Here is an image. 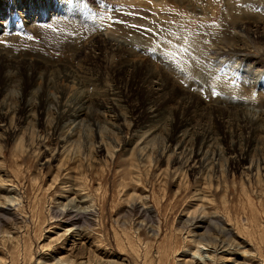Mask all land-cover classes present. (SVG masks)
Listing matches in <instances>:
<instances>
[{"label":"rangeland","instance_id":"obj_1","mask_svg":"<svg viewBox=\"0 0 264 264\" xmlns=\"http://www.w3.org/2000/svg\"><path fill=\"white\" fill-rule=\"evenodd\" d=\"M104 1L0 0L4 42L0 48L5 44L12 51L0 56V264H264V133L256 134L257 144L246 152L247 157L240 161L237 156L249 135L243 132L247 131L243 124L264 131V119L259 117H264V104L259 102L263 91L256 88L264 89V66L221 54L217 56L222 61L214 57L208 66L204 56L201 63H206L199 65L194 52L205 45L224 49L223 40L237 31L227 21L232 20L225 15L228 6L251 4L263 12L264 0H108L115 4L110 8L103 7ZM236 20L248 26L255 21L241 16ZM133 23L151 30L150 36L135 37L130 29L126 36L116 25ZM97 32L115 35L128 47L132 40L139 52L138 46L147 47L143 51L147 56L157 53L159 59L155 58L170 72L176 68V74L199 84L164 76L161 67L165 89L159 105L171 98L175 99L170 104H176L184 96L191 105L183 115L196 107L209 116L195 117V128L187 126L184 132L174 131L175 113L166 114L153 140L142 143L139 130L147 122L145 108L152 105L153 95L149 85L136 86L129 79H140L146 67L129 69L124 74L125 88L121 84L125 78L119 85L109 71L120 62L118 54L102 53L109 59L107 64L103 61L100 76H93V81L84 78L91 85L87 93L79 91L94 100L118 82L123 100L114 112L104 104L101 108L88 105L93 119L66 124L73 133L67 142L54 138L59 85L53 81L57 73L48 68H53L50 61L81 62L83 48L92 44ZM194 35L202 39L196 42L201 49L191 45ZM53 37L69 41L70 46L59 49ZM260 46L252 42L249 52L257 55ZM183 48L188 53L184 61L179 53ZM28 52L39 53L35 58L26 56L31 55ZM8 77L12 81L3 90ZM67 88L79 92L76 84ZM22 98L32 105L22 108ZM206 128L213 131L212 138L197 151L196 133ZM172 133L178 136L175 142ZM69 203L79 210L91 208L92 214H79L76 225L63 220L60 223L68 225H60L55 221L63 204ZM64 229L69 230L63 234Z\"/></svg>","mask_w":264,"mask_h":264},{"label":"bare ground","instance_id":"obj_2","mask_svg":"<svg viewBox=\"0 0 264 264\" xmlns=\"http://www.w3.org/2000/svg\"><path fill=\"white\" fill-rule=\"evenodd\" d=\"M111 1V0H110ZM108 0H105L104 1V5H107V6H103L104 8H110L112 4V7L114 2H110ZM236 0H230L231 3L235 2ZM241 2V0H238V2ZM247 1V0H246ZM250 2L253 1V0H249ZM248 1V2H249ZM236 2V3H238ZM264 3V1H261ZM129 4V3H128ZM248 4V3H247ZM251 5V4H250ZM248 5L246 6L245 8H237L236 6L234 5H230L228 6L229 8L225 11V15L230 17L232 20H227L229 22H231V25H232V29H236L237 31L236 32H233L231 35L229 34L227 37V41H225V39L223 40V43H226L225 46L223 45L224 49L221 48L222 46H215V48L212 49L211 48H208V45H205L203 46V50L201 51H198L196 52L194 50V52L199 56V60L198 62L201 63V60H203V57L204 56H208V59L206 62H208V66H209V61L210 60H213L212 58H217L218 60L221 59L218 58L217 55L221 54L222 57H228V56H233L236 58H238V60L240 59L241 62L243 63H247L248 65H252V66H256V67H259V66H264V11L263 12H260L261 10L258 9H253L251 8V6ZM264 5V4H263ZM115 8V7H114ZM260 10V11H259ZM131 15V14H130ZM138 15V14H137ZM124 16V15H122ZM241 16V17H245V18H253L255 19L254 21V24L253 26H248V25H245V22L243 21H237L236 19ZM137 17V16H135ZM130 18V16H129ZM131 18H134L131 17ZM139 18V17H138ZM137 18V20H139ZM226 19V18H225ZM66 20V19H65ZM133 20V19H132ZM13 21V20H11ZM86 21V20H85ZM99 21H100V18H99ZM135 21V20H134ZM9 22V21H8ZM63 22V21H62ZM67 22V21H66ZM64 22V23H66ZM136 22V21H135ZM250 22V21H248ZM10 23V22H9ZM12 23V22H11ZM58 23V22H57ZM138 23V22H137ZM247 23V22H246ZM8 24V23H6ZM68 24V23H67ZM256 24V25H255ZM14 25V24H13ZM41 25V24H40ZM118 26H120L121 28V31L119 30L120 34H123V35H128V32L127 30L130 29V33H132L135 37H142V36H139L140 35H149L150 36V33L152 32L151 30H147V29H138L136 25H133L128 27V26H124L122 24H116ZM255 25V26H254ZM39 26V25H38ZM45 26V25H44ZM48 26V24H47ZM103 26V25H101ZM136 26V27H135ZM35 27V26H34ZM50 27V26H48ZM48 29V31L51 30V28ZM41 28V27H40ZM43 28V27H42ZM53 28V27H52ZM7 29V28H6ZM46 29V28H45ZM101 29V28H100ZM99 29V31H100ZM32 31H36L38 33V29L36 28H33ZM47 31V33H48ZM91 31V30H90ZM239 31H243L246 36H243L239 35ZM7 32V31H5ZM4 32V33H5ZM9 32V31H8ZM94 33V31L91 33V34H87L86 36H91L92 34ZM99 34V36L93 40L92 44H89L86 49L83 48L82 44H81V47L83 48V56L84 58L82 59V61L77 64H66L67 62H64V61H50V64H51V67L53 68H50L48 67L50 70H55L53 72H56L57 75L54 77V80H56V84H58V91L59 94H58V98L56 100V114H57V119H55V123L52 127V135H54V138L58 139V140H61V141H65L67 142L72 136H73V133H72V130L69 131V128L66 129V127L68 125H71L75 122V121H78L79 119L82 121L85 120L86 122L93 119V112L92 111H88L87 109L89 108L88 105H91L90 108H95L97 106H99L100 108L103 106L104 104V108L110 112H114L117 108H118V104L120 101H122L120 99V94L117 87H118V82L115 84L114 87H112L110 89L111 92H107L105 94V96H100V98H95L94 100L89 97H85L86 93H87V89H88V86L91 85V83L87 84V82L89 81H86L84 80V78L86 79L87 77H90V80L91 78L94 76L96 77V75L98 76L99 73L101 72L100 69L101 67H104L102 65L103 61L104 63H106L108 61V59L106 58V56H103L102 53H105V54H108V53H114L115 54H118L117 56L120 58V62L117 63V64H114V66L111 68V74L113 75L114 78H116L117 80L116 81H119V85H120V81H122L124 78L125 80H123V82L125 84H123V82L121 83L125 88L128 87V79L127 77H125V73H127L129 71V69H135V67L137 66H142V67H146L144 70H145V73H143V76L138 79V80H135L133 76L130 77V83H135L137 84L136 86H145V85H149L150 86V90L152 95H153V98L152 100H150L151 102L149 103L151 106L149 107H146L145 108V111L147 112V122L142 124L140 126V130L139 131H142L141 134H139L138 136L140 137H143L138 139L137 141H140L142 139V143H147L150 139L153 140V137H154V133L158 130L160 124H161V120L166 117V114H170V113H175L176 115V118L175 119V123H172L173 124V128H174V131H184L186 132L187 131V126L189 127L190 125H192L191 127L192 128H195V126H193V120L195 117H203V118H207L209 115V113H205L204 111H200V109H197L196 107L194 109H192V111L190 112L189 111V114L187 113V116L183 115L182 111L184 109H187L189 107V102L186 100L188 99V97H184V96H181L179 98V100L176 101V104L175 102H173L175 104V106L173 107L170 102L174 101V99H169L168 101H163L164 103H162L161 105H159V101L160 98L162 97L161 95L163 94L162 91H164L165 89V86H163L164 84V76H170V75H173V77H178V78H181V81H184V80H189L191 83H197L193 80L192 77L190 76H183L181 74H176V68H172V71L173 72H170V70H168L165 65H163L158 59V56H156L157 53L153 52L154 53V56L157 57L158 59H156L155 57L153 56H147L149 55V53H146V52H143L144 50L147 49V47H139V49L141 50V52L135 50L134 46L132 45L131 41L128 42L130 43L129 44V47L124 45V43H122L120 40H118V38H115V35L113 37V35L111 36V34H108V35H105L104 33H100V32H97ZM108 33V31H107ZM49 34V33H48ZM110 35V36H109ZM131 35V34H130ZM132 35V36H133ZM238 35L240 37H238ZM4 36V34H3ZM34 36V35H33ZM49 36H52L51 34L48 35ZM133 36V37H134ZM234 36H237V37H234ZM0 37L2 38V35H0ZM8 37V35H7ZM10 37V36H9ZM35 37V36H34ZM46 38H48L47 36H45ZM76 37L79 38V35H77ZM148 37V36H147ZM0 38V45L2 43H4ZM13 38V37H12ZM131 38V37H130ZM143 38V37H142ZM140 38V39H142ZM5 39V38H3ZM30 39V38H29ZM45 39V38H44ZM148 39V38H147ZM184 39V38H183ZM37 40V39H36ZM53 40V44L54 42H56L58 45H59V49L60 48H65L67 47L69 44L68 42L65 40L63 41L62 38H55L53 37L52 38ZM51 40V41H52ZM118 40V41H117ZM136 40V39H135ZM144 40V39H143ZM193 41H191V45H194L197 44L196 46L200 48V44L196 43L197 41L200 42L202 41V39H200V37H197L194 35V38L192 39ZM12 41V40H11ZM48 41V40H47ZM141 41V40H140ZM146 41V40H145ZM249 41L252 43H255L257 42V44L259 43V45L261 44L260 48L261 50L258 51V54L257 55H253L252 53H250L249 49H250V45L251 43H249ZM50 42V41H49ZM74 42L76 43V40H74ZM133 42V41H132ZM136 42V41H135ZM37 43V42H36ZM39 43V42H38ZM42 43V42H40ZM44 43V42H43ZM144 43V42H143ZM50 44V43H49ZM48 44V45H49ZM52 44V45H53ZM146 44V42L144 43ZM7 45V44H6ZM47 45V43H46ZM52 45H50V47H52ZM147 45V44H146ZM56 46V45H55ZM70 46V45H69ZM2 48H0V56H5L7 55L8 51L12 52L10 50V48L6 47L5 44H3V46H1ZM45 47V46H44ZM99 47V48H98ZM157 47V46H156ZM211 47V46H210ZM12 48V47H11ZM55 48V47H53ZM76 49V47H73ZM208 48V49H207ZM153 49V48H152ZM159 49V48H158ZM192 49V48H191ZM201 49V48H200ZM254 49V48H253ZM259 49V48H258ZM160 50V49H159ZM257 50V49H256ZM61 51V50H60ZM187 49L183 48L181 50H179V53L181 55V60L184 61L183 59L187 57ZM29 54L31 55H26L27 53H23V55H26V56H34L35 58L37 57V54L39 52H28ZM212 53V54H210ZM10 54V53H9ZM21 54V53H20ZM18 54V55H20ZM163 54V53H162ZM211 56H210V55ZM179 55V56H180ZM39 56V55H38ZM116 56V57H117ZM17 57V56H15ZM48 57V56H47ZM51 58V57H50ZM57 58V57H56ZM202 58V59H201ZM211 58V59H210ZM17 59V58H16ZM59 59V58H58ZM206 59V58H205ZM37 60V59H36ZM168 60V59H167ZM216 60V59H215ZM11 61V60H10ZM16 61V60H15ZM117 61V60H116ZM204 61V60H203ZM202 63L199 64V65H204L205 63ZM214 61V60H213ZM222 61V59H221ZM224 61V60H223ZM57 62H62V64H57ZM111 62V61H110ZM114 62V61H113ZM197 63V61H195ZM211 62V61H210ZM116 63V62H115ZM178 63V62H177ZM176 63V67L180 70V66L179 64ZM182 63V62H181ZM184 63V62H183ZM107 64V63H106ZM185 64V63H184ZM193 63H191L192 65ZM212 64V63H211ZM210 64V65H211ZM111 65V64H110ZM240 65V64H239ZM245 65V64H244ZM106 66V65H105ZM131 66V67H130ZM207 66V65H206ZM242 66V65H241ZM109 66H107L108 68ZM165 69V71L167 70V72L164 71V76L163 73L161 72L162 68ZM212 67V66H211ZM235 67V66H234ZM240 67V66H238ZM247 67V66H246ZM210 68V67H209ZM237 68V67H236ZM235 68V69H236ZM250 68V66H249ZM262 68V67H261ZM213 69V68H212ZM238 69V68H237ZM236 69V70H237ZM264 69V68H262ZM140 70V69H139ZM190 70V69H189ZM108 71V72H109ZM235 71V70H234ZM241 71V70H240ZM107 72V71H105ZM120 72H123V74H118ZM170 74H169V73ZM175 72V73H174ZM215 72V71H214ZM242 72V71H241ZM262 72V71H261ZM142 73V71H141ZM236 74V72H234ZM53 74V73H52ZM109 73V76L111 75ZM135 74V73H134ZM215 74H217L215 72ZM224 74H227V73H224ZM51 75V74H50ZM130 75V74H129ZM132 75V74H131ZM219 75V74H218ZM223 75V74H222ZM230 75V73L228 74ZM232 75V74H231ZM239 75V74H238ZM52 76V75H51ZM100 76V75H99ZM98 76V77H99ZM181 76V77H180ZM193 76V75H192ZM243 76V75H242ZM242 76L240 78H242ZM263 76V75H262ZM49 77V76H48ZM172 77V78H173ZM239 77V76H238ZM264 77V76H263ZM111 78V77H110ZM232 78V77H231ZM96 79V78H95ZM219 79H220V76H219ZM245 79V77H244ZM89 80V79H87ZM114 80V79H112ZM10 81H12V79L8 77V79L5 80V83L1 86V88H3L4 90V87H8ZM50 81V80H49ZM52 81V82H53ZM93 81V79L91 80ZM95 81V80H94ZM127 81V83H126ZM14 82V80H13ZM244 82V81H243ZM246 82V81H245ZM71 83L73 84H76V87L78 88V91L79 89H82V91H85L83 93H81V91L77 92V93H71V90H69L67 88V86ZM253 83V82H252ZM257 83V82H256ZM49 83H47L48 85ZM51 84V83H50ZM198 84V83H197ZM196 84V85H197ZM232 84H235V83H232ZM97 85V84H96ZM114 85V84H113ZM130 85V84H129ZM199 85V84H198ZM254 85V84H252ZM135 86V87H136ZM256 86V85H254ZM5 87V88H6ZM49 87V86H48ZM52 88V87H51ZM75 88V89H77ZM256 88L260 89L262 92L261 94V98H260V103L264 104V89H261L259 88L258 86H256ZM49 89V88H48ZM117 89V90H116ZM133 89V88H132ZM149 89V88H148ZM47 90V89H46ZM199 90V89H198ZM26 91V90H25ZM49 91V90H47ZM126 91H128L126 89ZM126 91H123L126 92ZM130 91V90H129ZM128 91V92H129ZM134 91V90H133ZM166 92V91H165ZM200 93H202L201 90H199ZM50 93V92H49ZM101 93V92H100ZM99 93V94H100ZM32 94V93H31ZM84 94V95H83ZM168 94V93H167ZM208 94V93H206ZM205 94V95H206ZM210 95V94H208ZM207 96V95H206ZM46 97L43 95V97H41V100ZM98 97V96H97ZM104 97V98H103ZM165 97H167L165 95ZM164 97V99H165ZM193 98V97H191ZM87 99H90L91 101L87 100ZM162 99V98H161ZM46 100V99H45ZM107 100V101H106ZM231 100V98H230ZM232 101V100H231ZM105 102L107 103H110L111 105L105 107ZM21 103H22V108H25V107H29L32 105V102H30V99L28 98H22L21 100ZM41 103V102H40ZM91 103V104H90ZM48 104V103H47ZM233 104V103H232ZM237 105V104H236ZM113 106H115L116 108L114 109ZM170 106H172L173 108H171ZM206 106V105H205ZM194 107V106H193ZM21 108V109H22ZM89 108V109H90ZM109 108V109H108ZM26 109V108H25ZM44 109V107H43ZM113 109V110H112ZM190 109V107H189ZM96 110V109H95ZM94 110V111H95ZM121 112V111H120ZM204 112V113H203ZM0 113L2 114V108L0 106ZM55 113V112H54ZM0 114V115H1ZM5 114V113H4ZM124 114V113H122ZM262 114V113H261ZM258 115V114H257ZM260 115V114H259ZM3 116V115H1ZM111 116V115H110ZM116 116V114H115ZM120 117L121 114H119L117 112V117ZM263 116V115H262ZM262 116H259L261 117L260 119H264V117ZM175 117V116H174ZM252 117V116H251ZM116 118V117H115ZM96 118L94 117V120ZM119 119V118H117ZM253 119V118H252ZM79 120V121H80ZM93 120V121H94ZM98 120V119H97ZM95 120V125H97L96 121ZM250 120V119H249ZM80 121V122H81ZM252 121V120H251ZM262 121V120H261ZM118 122V121H117ZM79 123V122H78ZM171 123V122H170ZM67 124V126L65 127V125ZM94 124V123H92ZM114 124V123H113ZM134 124V123H133ZM239 128H243L244 126V130H247V131H243V132H246V133H249V135L247 136V139L244 141L247 145L245 147L244 145V148H243V151H238V159L241 161V159H243L244 157H247L246 155V152L247 154L249 153V149L250 147L253 145V144H257V139H256V134L259 133V132H262L264 133V131L261 129V128H257V126H253L251 123L250 124H239L237 123ZM262 124V123H261ZM94 125V126H95ZM117 125V124H116ZM255 125V124H254ZM257 125V124H256ZM136 126V125H135ZM241 126V127H240ZM260 126V125H259ZM110 127V126H109ZM117 127V126H116ZM189 127V128H191ZM192 128L190 130H192ZM72 129V127H71ZM95 129H96V126H95ZM139 129V128H138ZM197 129V128H196ZM195 130V129H194ZM240 130V129H239ZM242 131V129H241ZM240 131V132H241ZM133 132V131H132ZM169 132V131H168ZM172 132V131H171ZM173 134V133H172ZM171 134V135H172ZM185 134V133H184ZM197 134V141H196V145H197V151L200 150V147H204V145L207 144V142L212 138L211 136L213 135V131L210 129V128H206L205 130L201 131L199 134ZM232 134V133H231ZM132 135V134H131ZM172 136H175L173 138V142H175L174 140H176L178 138V136L176 135H172ZM181 136V135H180ZM183 136V135H182ZM233 136V135H232ZM238 136V135H236ZM126 137V136H125ZM185 137V136H184ZM235 137V136H234ZM241 138H243L242 136H239ZM237 138L240 139V138ZM172 138V137H171ZM132 136H130V142L132 141ZM182 139V138H180ZM183 140V139H182ZM171 141V140H170ZM180 141V140H179ZM178 141V142H179ZM133 143V142H131ZM141 143V142H139ZM186 142H184L185 144ZM65 144V143H64ZM101 144V142H100ZM99 144V145H100ZM103 144V143H102ZM101 144V145H102ZM138 144V142L136 143ZM172 144V143H171ZM170 144V145H171ZM174 144V143H173ZM182 144V143H181ZM181 146V145H180ZM63 147V146H62ZM98 148V147H97ZM143 149V148H142ZM230 149L232 150V148L230 147ZM53 154V153H52ZM51 156V155H50ZM52 157V156H51ZM54 158V157H53ZM48 161V160H47ZM236 161V160H235ZM234 162V161H233ZM241 167V166H240ZM5 203V202H4ZM72 203V202H71ZM63 208L61 209L60 211V215H59V218L56 219L55 222H59L60 225H63L62 223H60V221L63 220V222H68L71 223L72 225H76L77 224V220L80 219V216L79 214H86V213H91L93 209H84L83 210H79V208L75 209L74 207H76V205H71L70 203L69 204H63ZM6 207V206H5ZM5 210V213H10V209H6L4 208ZM60 210V209H59ZM92 214V213H91ZM85 216V215H84ZM89 216V215H88ZM83 217V216H81ZM87 217V216H86ZM85 217V219H87ZM61 218V219H60ZM65 224V223H64ZM68 224H65L63 226H67ZM80 228V227H79ZM69 229H64L63 230V234L67 233ZM201 236V235H200ZM203 236V235H202ZM201 236V237H202ZM67 238V237H66ZM214 246V245H213ZM64 259V258H63ZM67 259V257L65 258ZM59 260V259H58ZM61 260V259H60ZM64 261V260H63ZM66 261V260H65ZM59 262V261H58ZM56 262L57 264L61 263V261L58 263ZM62 264V263H61ZM70 264V263H69Z\"/></svg>","mask_w":264,"mask_h":264}]
</instances>
